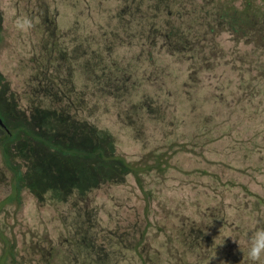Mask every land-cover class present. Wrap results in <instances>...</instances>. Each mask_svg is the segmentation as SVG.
Here are the masks:
<instances>
[{
	"label": "rangeland",
	"instance_id": "1",
	"mask_svg": "<svg viewBox=\"0 0 264 264\" xmlns=\"http://www.w3.org/2000/svg\"><path fill=\"white\" fill-rule=\"evenodd\" d=\"M25 16L33 27L19 30L17 19ZM89 48L108 49L118 63L136 68L138 75L127 78L142 81L143 90L151 84L193 88L202 83L219 96L214 102L208 88L192 91L198 101L177 113L174 100L165 106L155 99L131 105L132 128L123 134L136 140L118 150L126 160H142L152 148L165 152L171 139L180 146L167 171L138 173L140 184L130 172L119 173L112 161L100 163L106 180H93L87 176L89 163L40 145L34 150L27 131L17 142L0 140V259L48 264L55 248L61 260L55 264H249L248 242L253 228H264V210L255 209L257 200L243 186L264 197V179L263 174L254 178V160H249L254 147L239 151L234 141L250 132L254 106L234 103L239 95L252 98L254 80L264 77V0H0L5 123L59 118L63 101L55 89L82 67ZM147 69L154 72L153 81H146ZM143 90L139 94L146 95ZM124 97L120 92L116 99L124 103ZM81 107L78 116L84 118L88 113ZM111 121L113 115L106 123ZM40 126L45 134L62 132L50 122ZM9 167L43 178L28 181L27 174L20 175L25 187L8 201L14 193Z\"/></svg>",
	"mask_w": 264,
	"mask_h": 264
},
{
	"label": "trees",
	"instance_id": "2",
	"mask_svg": "<svg viewBox=\"0 0 264 264\" xmlns=\"http://www.w3.org/2000/svg\"><path fill=\"white\" fill-rule=\"evenodd\" d=\"M246 4H250L254 0H242ZM86 40L91 37L86 36ZM91 51L85 52L83 55L85 59L83 61L82 67L74 73V71L65 76L64 81L59 84L60 88L55 89V93L61 98L63 101V108L59 118L52 117L47 119V116L38 117L35 116L29 120L20 119V121L12 122V125L7 122L6 119L0 114L2 121L4 122L6 128L0 126V131L3 132V135L0 136L1 142L3 140L14 141L17 142L20 137V133L23 131H27L30 136L31 143L33 142L34 150L35 145H40L43 148H48L54 150V154L64 156L65 159L75 158L77 161L81 162V165L85 163H89L88 167V177H91L93 180H106V176L104 175V171L101 167V162L112 161L116 163V167L118 168V172L121 174H125L130 172L133 174L138 184L141 183L142 178L137 177L138 173H144L146 170H153L157 172L167 171V168L170 166L169 158L172 153L177 150L180 146L176 145V142L171 139L169 145L165 148V152H157L155 148H152L150 153L143 154L142 160H126L125 156L119 154L118 150H123L125 145H129L130 141H135L136 136L134 138L128 139L123 133V130L129 128L131 130V126L128 125L131 121L129 120L128 112H136L131 109V105H136L137 108L142 104L141 102L144 100L155 99L154 101H158V105L160 103L165 106L164 101L171 102L174 100L175 104V112L177 113L182 109L184 105H189L191 102L198 101V96L193 95L191 98L190 94L193 92L201 91L206 88L209 91L206 93L207 97H211V99L215 102L217 99V95L219 96V91L215 89L214 91L209 88V86H205L204 84H200L198 86L192 85L193 88H188L190 84L176 85L172 82H169V87L165 86L160 87L154 84L147 86L148 91L143 90V87L140 88L139 82L142 81H134L130 78H127V74L133 76H137L136 68L126 67L123 64H120L114 58L112 52H109L108 49L102 50L99 53L96 48ZM89 56L86 58V55ZM146 56L148 59L153 58V50L148 49L146 51ZM103 56L105 58H103ZM107 60V62H106ZM116 62V63H115ZM113 63V64H112ZM141 69V68H140ZM142 72V70H140ZM164 71V70H163ZM162 71V72H163ZM148 80L153 81L154 72L147 69L145 71ZM171 72V71H170ZM168 72L167 74H170ZM171 75V74H170ZM263 76V75H262ZM54 76L52 84L54 83ZM56 82V80H55ZM156 84V83H155ZM179 84V82H178ZM51 85V84H50ZM174 88H178L176 90ZM140 90H143L147 94L144 95L143 92L139 94ZM176 91H179L178 95H176ZM121 92V94L125 95L124 99L126 102L122 103L116 99V96ZM253 97L249 98H241L240 95L236 97L234 105H241L240 103L244 102L243 105H251L254 106V115L250 116L251 123L247 124V127L250 128V132L246 136L245 139H235L234 141H238L239 143V151L241 150H249L250 147H254V158L249 160H254V178L259 177L260 174L263 176L260 179H264V77H259L254 80V87L248 91ZM144 95V96H143ZM178 97V98H176ZM245 101H241V99ZM135 99V100H134ZM99 103V106L97 105ZM107 103V109L103 108L101 105ZM218 104L217 108L220 109L223 106L222 102H216ZM81 104L84 105L88 115L84 118L78 116L81 113ZM172 105V104H171ZM168 107V106H167ZM171 107V106H170ZM170 107H168L170 109ZM157 106L152 109H156ZM181 112V111H179ZM114 116L115 121H111L110 124H107L109 116ZM254 117V121L252 118ZM92 120V121H91ZM53 123L54 128L58 131L62 130L61 134H45L41 131H38L37 128H41L42 123ZM112 123H119L117 125H113ZM122 124V125H121ZM221 125V123H219ZM238 125V122L235 123ZM39 125V126H37ZM111 125V126H110ZM223 124L220 126V129H223ZM54 129V130H55ZM244 129L242 134L244 136ZM226 130V129H224ZM223 131V130H222ZM15 132V134H14ZM63 133V134H62ZM195 133V132H194ZM193 133V134H194ZM197 134V133H195ZM15 135L16 139H15ZM200 136L192 135V138H198ZM165 140L164 138L162 141ZM13 142V140L11 141ZM118 144H116V143ZM120 144V145H119ZM195 144V143H193ZM186 145V144H184ZM139 146L142 148H147V145H143L139 143ZM144 146V147H143ZM164 148V147H163ZM191 153L195 154V150L192 147L186 148ZM130 149H128L129 151ZM142 151L143 149H139ZM155 152V153H154ZM204 153V152H203ZM202 153V154H203ZM5 159H7V147L5 146L4 150ZM252 156H246L243 158H250ZM141 159V157H140ZM4 160V158H3ZM151 161V162H149ZM224 161V160H223ZM222 161V162H223ZM5 162V160H4ZM215 162H220L216 160ZM80 165V167H81ZM10 168V167H9ZM12 170V187L13 194L7 196V200L13 201L15 198L20 197L21 190L25 186L23 185L24 180L21 179L23 174H27L28 181L31 176L34 179L43 178L42 174H36L35 171L33 173H26L21 168L16 172L15 168H10ZM83 167H81V170ZM256 169H259L258 173H256ZM79 169V172L81 171ZM245 171L247 169H244ZM15 171V172H14ZM203 173V172H201ZM21 175V176H20ZM104 175V176H103ZM20 178H16L19 177ZM257 179V178H256ZM33 182V180L31 179ZM35 183V182H34ZM93 183V181H90ZM26 184V181H25ZM35 185V184H34ZM86 186V185H84ZM83 186V187H84ZM33 187V186H32ZM38 187L39 186H34ZM41 189V188H40ZM243 190L249 195L253 196L257 200L259 206L255 209H259L263 211L264 209V197L258 194H253L250 192L245 186H243ZM32 191L35 193L38 191L33 188ZM36 193V194H37ZM38 195V194H37ZM60 195V194H59ZM61 199V198H60ZM69 230H67L68 232ZM76 229L74 230V232ZM69 233V232H68ZM48 264H55V262H59V252L57 249L53 248L50 250L48 254ZM0 264H7L4 258L0 259Z\"/></svg>",
	"mask_w": 264,
	"mask_h": 264
},
{
	"label": "clouds",
	"instance_id": "3",
	"mask_svg": "<svg viewBox=\"0 0 264 264\" xmlns=\"http://www.w3.org/2000/svg\"><path fill=\"white\" fill-rule=\"evenodd\" d=\"M16 27L27 31L33 27V22L31 18L25 16L17 19ZM247 260L249 264H264V228L258 230L253 228L247 247Z\"/></svg>",
	"mask_w": 264,
	"mask_h": 264
},
{
	"label": "water",
	"instance_id": "4",
	"mask_svg": "<svg viewBox=\"0 0 264 264\" xmlns=\"http://www.w3.org/2000/svg\"><path fill=\"white\" fill-rule=\"evenodd\" d=\"M0 126H1V127H3V128H6V126H5L4 122L2 121V118H1V116H0Z\"/></svg>",
	"mask_w": 264,
	"mask_h": 264
}]
</instances>
